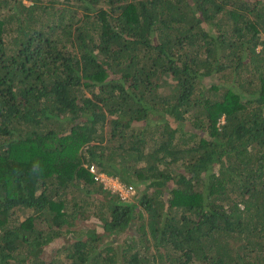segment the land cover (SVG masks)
I'll list each match as a JSON object with an SVG mask.
<instances>
[{"label": "trees", "instance_id": "1", "mask_svg": "<svg viewBox=\"0 0 264 264\" xmlns=\"http://www.w3.org/2000/svg\"><path fill=\"white\" fill-rule=\"evenodd\" d=\"M0 264H264V0H0Z\"/></svg>", "mask_w": 264, "mask_h": 264}, {"label": "built area", "instance_id": "2", "mask_svg": "<svg viewBox=\"0 0 264 264\" xmlns=\"http://www.w3.org/2000/svg\"><path fill=\"white\" fill-rule=\"evenodd\" d=\"M90 171L92 173L95 174V179L97 180H101L105 183V185H110L109 182H113L114 179L109 177L108 175L104 174V173H99L97 170H96V167L94 165H91L90 166ZM117 186L115 185H110L112 186L114 189H116V191H119L122 199H127V197L132 193V187H126V186H123L119 181H117Z\"/></svg>", "mask_w": 264, "mask_h": 264}, {"label": "rangeland", "instance_id": "3", "mask_svg": "<svg viewBox=\"0 0 264 264\" xmlns=\"http://www.w3.org/2000/svg\"><path fill=\"white\" fill-rule=\"evenodd\" d=\"M208 82H210V80H208ZM164 89H165V87H164ZM166 90V89H165ZM110 183V185H115V186H117L116 184H117V181L114 179V181L113 182H109ZM109 184L106 186V187H108V188H111L112 190H114V191H116V189H114L112 186H110ZM130 200H132V199H135V197L134 198H132L131 196H130V198H129ZM95 223V220L94 221H92V220H89L88 221V225H93ZM135 226V224H133L132 225V227H134ZM67 237H70V236H67ZM55 246H57L58 245V243L55 241Z\"/></svg>", "mask_w": 264, "mask_h": 264}, {"label": "crops", "instance_id": "4", "mask_svg": "<svg viewBox=\"0 0 264 264\" xmlns=\"http://www.w3.org/2000/svg\"><path fill=\"white\" fill-rule=\"evenodd\" d=\"M105 174V173H104ZM107 175V174H106ZM116 180V179H115ZM116 181H118V180H116Z\"/></svg>", "mask_w": 264, "mask_h": 264}]
</instances>
